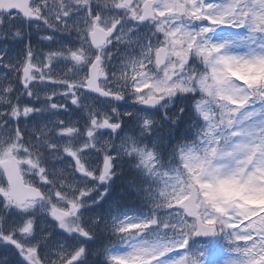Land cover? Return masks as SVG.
<instances>
[{
  "label": "rangeland",
  "instance_id": "rangeland-1",
  "mask_svg": "<svg viewBox=\"0 0 264 264\" xmlns=\"http://www.w3.org/2000/svg\"><path fill=\"white\" fill-rule=\"evenodd\" d=\"M178 1L187 7L183 18L173 14ZM238 1L161 0L155 23L162 34L160 40L169 51L168 65L156 76L145 73L135 80L140 88L129 98L131 105L151 96L167 97L171 103L176 94L196 90L206 97L198 108L204 120L202 135L180 156L185 175L166 167L161 178L164 187L170 189L169 197L162 201L165 208L185 198L190 183L197 186L200 216L216 227L213 238L197 243L209 247L208 255L216 251L211 264H264V109L259 107L256 97L264 99V0H247L244 4ZM199 17L201 22L194 21ZM205 18L220 25H211ZM179 41L184 42L182 49L177 48ZM157 47L152 53L149 49L140 52L138 63L144 69L147 62L142 54L154 57ZM197 52L209 66L207 77L199 78L188 68ZM61 54L45 53L39 57L44 59L42 68L52 64L55 56L60 61ZM168 108L169 105L157 112L165 113ZM119 111L125 115L133 113L142 130L128 155L140 158L138 166H146L148 176L158 175L159 160L147 146L152 143V136L148 139L147 135L152 132L154 115L129 106ZM8 152H0V161L9 158ZM108 161L103 159L106 172ZM28 170L37 174L35 167ZM85 193L89 191L86 189ZM58 203L61 209L52 207V210L59 214H50V218L58 220L65 215L61 225L75 232V216L83 201L67 194ZM21 209L19 214L32 213L28 205ZM128 220L122 226L127 241L114 255L121 264H205L208 255L197 263L187 249L192 235L188 241L182 235L176 243L168 245L164 240L157 241L156 235L149 231L153 221ZM187 222L192 234L195 225ZM226 232L231 234L233 244L226 238ZM24 233L18 231L22 239L13 235L2 238L7 244L16 242L23 263L43 264L44 260L29 245L31 234ZM222 237L232 245L219 246L217 242Z\"/></svg>",
  "mask_w": 264,
  "mask_h": 264
},
{
  "label": "flooded vegetation",
  "instance_id": "flooded-vegetation-1",
  "mask_svg": "<svg viewBox=\"0 0 264 264\" xmlns=\"http://www.w3.org/2000/svg\"><path fill=\"white\" fill-rule=\"evenodd\" d=\"M146 1L15 0L18 8L28 10V19L13 6H3V10L9 7L11 10L0 12V90L5 96L8 87H21L28 93L14 102L31 107H21L15 117L20 125L18 144L14 148L0 147V152L12 154L15 150L18 153L9 157L18 160L26 185L38 188L44 195H52L53 181L50 178L53 176L61 180L59 185H68L72 181L90 184L98 182L94 176L101 179V174L107 176L111 172V158L118 152L120 142L112 136L118 134L121 127L120 107L117 102L98 98L84 89L91 70L99 88L110 94L126 85L125 82L119 83L118 75L121 71L131 73L135 68L133 52L128 51V45L134 34L140 32V27L146 32L151 22L157 21V7L161 0H154L153 21L141 22ZM238 2L244 4L247 0ZM194 21L199 23L201 18ZM205 21L220 25L206 18ZM53 52H61V60L55 56L52 64L42 68L44 59L39 57ZM25 69H28L26 74ZM78 93H84L86 100ZM84 101L98 104L85 124L79 116L74 119L70 114L71 105L85 111ZM44 109H48V116L53 120V135L49 139L42 136L33 140L32 137V142L23 145L24 122ZM102 112H105L104 116ZM115 127L118 129H112ZM27 146L31 147L30 150ZM103 154H107L109 160L107 172L101 167ZM33 167L37 174L29 172L28 168ZM5 200L4 206L10 207L11 201ZM26 205L37 215L48 218L50 214L58 213L45 200ZM21 208H11L9 219Z\"/></svg>",
  "mask_w": 264,
  "mask_h": 264
},
{
  "label": "trees",
  "instance_id": "trees-1",
  "mask_svg": "<svg viewBox=\"0 0 264 264\" xmlns=\"http://www.w3.org/2000/svg\"><path fill=\"white\" fill-rule=\"evenodd\" d=\"M140 28V32L134 34V40L128 45L130 48H127L128 51L133 52L136 61L140 52H146L149 49L152 53L155 46L161 45L160 36L155 32L153 26H149L146 32L144 27ZM142 55L143 58L144 53ZM202 57L204 56L202 54L200 56L197 52L189 61L188 66L191 73L199 78L207 77L209 69L206 59ZM136 61V67L133 68L131 73L121 71L118 75L119 83H126L123 88L116 89L124 99L132 97L140 88L135 80L143 77L145 73L152 75L156 72L152 66L151 56L145 61L147 62L145 69L139 67L143 64L137 65L138 62ZM8 88L5 89V96L2 95L3 92L0 90V147L14 148L18 144V129L20 131V125L15 117L21 107H29L30 105L22 106L14 102L16 98L26 96L28 91L21 87L19 89ZM78 96L86 98L84 93H78ZM256 97L257 103L264 109L263 97ZM205 100L204 93L198 90L186 91L176 94L170 111L151 113L154 115V123L150 136H147L148 139H151L152 136V143L150 142L148 146L152 148L154 156L159 160L160 173L158 175L150 174L148 176L147 173L144 175L137 165L133 166L134 161L126 154L125 146L129 145L132 139L137 140L140 137V125L139 121L132 115L133 113L125 115L120 112V130L118 134L112 135L120 140L117 145L118 152L111 158L114 171L111 177L104 179L101 184L88 187L89 190H93L91 192L93 196L90 197L93 206L87 215L85 210L89 208L83 207L80 213L78 211L75 216V232L65 230L64 225L61 226V224L51 222L47 216L39 213L38 215L13 213V217L9 219L12 210L7 205L4 206L6 185L0 172V234L7 237L10 234L18 233L20 229H26V233L31 234L29 245L33 246L39 258L44 260L43 264H54L68 259H73V264H121L112 255L123 247L127 241V239H124L126 233L122 231V221L125 216H130L135 220L142 218L148 222L153 221V226L149 231L156 235L157 241L164 240L168 245L170 243L173 245L180 237L184 236L188 241V238L191 237V232H188V220L180 211L165 208L162 203L166 197H169L170 189L164 187L161 172L169 167L172 170L174 169L173 171L178 170L185 175L180 156L188 147L194 145L202 135L204 120L198 108L205 103ZM84 102L82 105L86 106L85 111L70 106L71 117L75 119L79 116L83 124L86 123L90 114H94V110L98 107V104ZM41 105L39 107L42 108ZM47 110L44 109L43 112H39L32 118L27 119V122H24L26 128L23 133V145L32 142L34 139H41L42 136L49 139L53 135L55 127L51 116H48L49 112ZM102 115L104 116L105 112H102ZM32 137L33 140H31ZM27 147L30 150L31 147ZM12 154L18 155L15 150ZM50 179L53 181L54 188L64 189L67 187V185H59L61 180H58L57 176ZM72 190L70 194L76 200L83 197L78 184H72ZM68 192L69 187L65 193ZM11 229L16 230L12 232ZM151 236L153 237V234ZM225 236L229 243H232L231 234L226 232ZM226 238L222 237L217 244L226 247L228 245ZM190 241L187 249H190L191 257L199 263L208 255L209 247L198 245L202 241L194 239ZM211 254L212 251L207 257L208 262L213 259ZM0 264L25 263L20 260L18 253L7 244L5 248H0Z\"/></svg>",
  "mask_w": 264,
  "mask_h": 264
},
{
  "label": "water",
  "instance_id": "water-1",
  "mask_svg": "<svg viewBox=\"0 0 264 264\" xmlns=\"http://www.w3.org/2000/svg\"><path fill=\"white\" fill-rule=\"evenodd\" d=\"M153 3L154 1H149L145 3L143 7L144 9V14L142 18L143 21L153 18V12H152ZM5 4L13 6V8H16L17 11L22 12L27 19L29 18L27 14L28 10L26 8H18L17 3L15 4V0H8V2L7 0H0V12L1 11L8 12L9 10H11V7H9L6 10H3V6ZM184 13H185L184 6L179 4L177 6V11L175 14L178 16H183ZM92 41L95 42L94 39H92ZM178 47L182 48L183 43L182 42L178 43ZM167 56L168 53L165 51V49L159 48L155 55V65L158 68L164 66L167 62ZM27 70L28 69H25L24 71L25 74ZM86 83H87V87L84 90L95 95L96 97L101 99L112 100L114 102H121V98L119 96L111 95L99 88L97 78L93 70H91L89 74V79L87 80ZM163 101L164 98L152 97L140 103L139 107L152 110V109H156ZM0 166L2 168V171L4 172L6 182L9 186V196L13 202L12 206L22 205L26 201L37 200L42 198V195L37 189L30 186H26L24 184V180L20 174L18 162L16 159L12 158L10 160L3 161L0 164ZM189 191H190L189 196L186 197L183 201L174 205L173 208L183 210L187 218L195 220L196 231L194 235L196 238H202V239L211 238L214 235V228L205 225L199 217L200 207L197 205V199H198L197 189L193 185H190Z\"/></svg>",
  "mask_w": 264,
  "mask_h": 264
}]
</instances>
